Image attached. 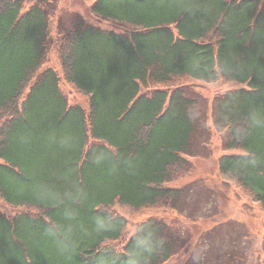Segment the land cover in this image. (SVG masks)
<instances>
[{"label":"trees","instance_id":"1","mask_svg":"<svg viewBox=\"0 0 264 264\" xmlns=\"http://www.w3.org/2000/svg\"><path fill=\"white\" fill-rule=\"evenodd\" d=\"M23 4L0 0V198L18 208L0 211V264H166L195 235L151 217L120 248L114 206L183 214L189 186L171 184L213 129L237 150L220 173L264 206V0H95L116 29L60 20L62 77L87 108L42 68L52 2ZM187 79L245 86L215 97L210 124Z\"/></svg>","mask_w":264,"mask_h":264},{"label":"rangeland","instance_id":"2","mask_svg":"<svg viewBox=\"0 0 264 264\" xmlns=\"http://www.w3.org/2000/svg\"><path fill=\"white\" fill-rule=\"evenodd\" d=\"M37 1L24 0L23 10ZM50 1L52 2L49 7L51 43L47 61L42 68L56 69L61 75V88L70 102L81 103L87 108L86 97L78 93L62 77L57 41L58 22L61 20L67 24L75 16L73 13H78L88 23L105 28L116 29V27L91 12L90 7L95 0ZM183 84L198 92L195 95L199 97L201 109L207 111L210 124L215 97L230 89L245 86L222 80L203 82L194 79H187ZM203 140L206 142L209 140L208 134ZM202 150L201 155L191 158L192 168L187 177L171 184L189 186L186 196L187 205L183 211L181 210L183 214L164 209H149L136 213L116 204L114 210L126 217L129 222L122 239L116 245L120 248L124 246L138 223L156 217L178 227L187 240L195 235L188 245L189 248L184 249V252L182 251L166 264H193L189 256L195 247L198 248L203 259L200 264H264V206L255 201L235 180L225 177L219 171V158L225 154L236 153L237 150H224L221 133L216 129L212 130L208 147ZM0 211L11 216L18 211V208L8 205L0 198ZM200 239L204 240V245H198Z\"/></svg>","mask_w":264,"mask_h":264}]
</instances>
